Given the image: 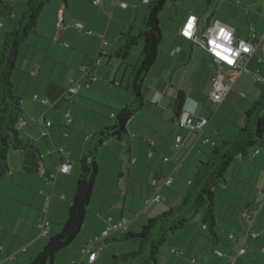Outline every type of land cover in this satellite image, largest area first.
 Here are the masks:
<instances>
[{
	"label": "crops",
	"instance_id": "0c3cea01",
	"mask_svg": "<svg viewBox=\"0 0 264 264\" xmlns=\"http://www.w3.org/2000/svg\"><path fill=\"white\" fill-rule=\"evenodd\" d=\"M94 1L51 0L40 14L36 34L20 48L11 77L13 94L22 100L23 120L27 123L22 135L39 143L46 176L41 178L25 172L23 153L11 151V172L0 185L1 264H30L41 253L47 243V238L41 237L43 218L47 217L51 223L50 235L61 232L62 225L69 219L70 204L82 174L81 162L90 153L93 142L90 139L116 125L114 110L134 103V97L123 87L130 81V65H137L140 57L131 51L124 66L117 54L127 36L138 34L149 4L142 0H121L129 4L123 9L116 6V0H99L97 6ZM170 1L171 9L167 11L172 15L177 34L171 36L164 48L167 56L159 53L151 73L160 69L159 74H167V80L170 74H183L178 75L176 84L172 78L169 83L162 79L151 81L152 88L142 91V108L129 122L127 137L121 141L110 139L95 152L99 174L85 225L62 254L65 261L59 264L80 262L82 250L100 236L109 223L117 224L126 219V233L136 234L150 218L180 205L198 164L207 159V147L243 127L245 111L260 98L264 89V84L253 76L258 71L264 77L261 48L247 64L252 75L236 77L204 50L198 48L199 57L195 58L196 46L179 35L192 14L198 18L200 31L211 22L220 21L232 27L237 38L247 39L254 33L255 42H264V0H224L229 4L224 8L219 7V2L213 5L212 0H169L168 3ZM0 5L1 49L5 36L17 28L26 0H0ZM9 11L11 16H5ZM60 20L65 25L62 31L57 26ZM79 22L84 25L83 31L75 27ZM103 39L108 43V54L101 57L96 68L97 80L89 88L82 80L83 87L77 96L61 100L71 81L81 80L79 68L92 66L99 59ZM178 47L181 53L171 57ZM141 48L142 45L139 51ZM189 69L193 70L190 78L182 80ZM219 76H223L222 85H231V90L224 91L226 99L217 106L211 98L217 92L215 83ZM179 92L187 96L186 107L196 110V120L209 121L201 134L178 127L175 105ZM68 113L72 115L69 126L65 118ZM178 136L183 137L179 150L175 147ZM59 148L66 149L72 168L68 175L59 174L52 182L61 164ZM92 158L88 157L89 162ZM165 158L170 161L166 163ZM179 164L181 170L176 172ZM120 175L126 176L123 196L119 193ZM169 178L172 179L170 187L158 190L153 186L154 181ZM157 193L163 201H152ZM214 193L218 199L215 207L217 243L214 244L200 220H196L169 238L160 252L159 264H230V257L238 255L247 237V252L238 258L237 264H264V150L254 156L253 162L237 158L224 188L215 189ZM47 197H52V201L46 216L43 209ZM259 201L261 206L258 207ZM255 209L253 223L244 221L242 213ZM231 235L234 240L230 239ZM119 236L115 234L108 240ZM97 245L102 251L93 264H110V256L134 249L130 243L114 241ZM217 251L223 256H218Z\"/></svg>",
	"mask_w": 264,
	"mask_h": 264
},
{
	"label": "trees",
	"instance_id": "16d2710c",
	"mask_svg": "<svg viewBox=\"0 0 264 264\" xmlns=\"http://www.w3.org/2000/svg\"><path fill=\"white\" fill-rule=\"evenodd\" d=\"M50 2L51 0H26L25 12L17 28L8 33L1 42L0 185L11 172L9 165L11 151L22 152L25 172L39 176L42 164L39 143L25 138L22 130L18 129V123L23 119L22 100L13 94L11 77L16 69L20 48L27 43L31 35L36 34L40 14ZM168 2L169 0H150L148 12L138 34L127 36L125 44L119 48L118 59L122 64L127 65L129 53L144 43L140 62L133 67L131 81L127 88L135 102L123 106L114 113L116 125L100 131L90 139L93 142L89 148L90 153L81 162L82 174L70 204L69 219L62 225L60 233L47 237L44 249L30 264H54L57 255L68 249L83 229L99 174L98 166L94 161L95 152L110 139L121 141L127 137L129 122L142 108V88L157 61L160 53L159 46L163 40L159 16ZM5 16H11L10 11L6 12ZM99 57L106 56L100 54ZM66 90L67 88L64 89L61 100L73 98L72 96L64 97ZM186 101L187 96L179 92L175 105L176 117L182 113ZM261 149L264 150V89L260 98L245 111L243 127H239L232 136L221 137L214 146H209L207 159L198 164L197 173L180 205L170 208L155 218H150L139 233H124L110 240L117 244L134 245L132 251L110 256V264H159L160 252L169 238L196 220H200L216 244L219 240L215 215L218 199L214 191L224 188L229 171L237 158L253 162L256 151ZM88 157H93L90 162ZM125 181L126 176L120 175L119 193L122 196L126 193ZM110 241L107 239L105 243Z\"/></svg>",
	"mask_w": 264,
	"mask_h": 264
},
{
	"label": "built area",
	"instance_id": "2783aa9c",
	"mask_svg": "<svg viewBox=\"0 0 264 264\" xmlns=\"http://www.w3.org/2000/svg\"><path fill=\"white\" fill-rule=\"evenodd\" d=\"M144 4H148L150 0H142ZM94 5L99 4V0H95L93 2ZM116 6H119L123 9H127L129 7V4L127 2H123L121 0H116ZM2 25L0 24V27ZM59 31H62L65 28V25L62 20L57 24ZM76 29L79 31L84 30V25L82 23H77L75 25ZM180 37L193 44L194 46L200 47L202 50H204L213 60L220 63L222 66L232 70L236 77L246 74L250 75V71L247 69V64L249 63V60L251 57L258 51V49H262L264 53V42L257 43L256 35L252 33L249 38L242 39L237 38L235 34V30L220 22L215 21L211 22L205 29L200 31L199 29V21L198 18L194 15H189L186 22L182 26V28L179 31ZM66 47H69L68 44H65ZM108 47V43L105 39H103L101 51L100 54L102 56H107L108 52L106 48ZM227 49V51H226ZM181 52V48L175 49L171 53V57H174L178 53ZM101 57L96 60L94 65L92 66H82L79 68V72L82 76L81 80L76 81L72 80L70 83V86L67 88L64 97H74L79 94V91L82 89L83 85L81 84V81H86L87 88L90 87V84L92 82H95L97 80L96 78V68L100 65ZM229 60L231 62H229ZM252 75V74H251ZM254 79L264 84V77L260 75V73L257 71L253 74ZM223 76H219L216 80V87L217 92L213 95L211 98V101L216 104L217 106H220L223 104V102L226 99L225 92H229L231 90V85L224 87L222 85ZM225 91V92H224ZM37 100V98H35ZM67 126H69L72 123V115L71 113H68L65 115ZM177 125L181 130L192 132L195 134H201L204 129L208 126L209 121L205 119L196 120V110L193 108H187L186 105L182 110V113L179 117H176ZM27 123L25 120H20L18 123V129L22 130L24 127H26ZM67 138L69 137L68 134L65 135ZM183 141L182 136H178L176 138V149H181V143ZM207 140H204V144H207ZM215 144H213L214 146ZM61 164L57 168V174L53 176V180L57 177L59 174H65L68 175L71 171L72 166L69 163V155L65 148H59L57 150ZM259 151H256L255 154H258ZM153 154H151L152 156ZM166 163L170 161L169 158L164 159ZM181 165H177L175 171L180 172ZM39 176L44 178L46 176L45 169L43 167V164L41 165ZM47 181L52 183L48 178H46ZM172 184V179H164L161 181H154L153 186L158 187L160 190L163 187H170ZM264 195V194H263ZM164 199L162 196L157 193L152 201L154 202H161ZM52 197H47L45 206L43 209V213L45 215H48L50 206H51ZM258 207L261 206L260 201L258 202ZM257 214V210L252 211H244L242 213V218L246 222H251L249 224H252L255 216ZM128 228V221L126 219H123L121 222L117 224L109 223L107 228L102 232L100 236H97L93 240H91L85 248L82 250L81 255L82 259L80 262H73L72 264H83L84 260L86 259V264H93L99 254L101 253L102 249L96 248V245L98 243H101L103 241H106L109 237L115 235V234H124L126 233ZM40 229H41V237L47 238L50 235V229H51V223L49 222L48 218L45 217L40 221ZM253 238L256 239L257 236L253 235ZM231 240H234V236H230ZM248 237L245 239V244L243 247L239 250L237 256L230 257V264H237L238 258L244 256L247 252L246 243H247ZM216 254L220 257L223 256V253L217 251ZM1 264V261H0Z\"/></svg>",
	"mask_w": 264,
	"mask_h": 264
},
{
	"label": "rangeland",
	"instance_id": "374dc122",
	"mask_svg": "<svg viewBox=\"0 0 264 264\" xmlns=\"http://www.w3.org/2000/svg\"><path fill=\"white\" fill-rule=\"evenodd\" d=\"M203 1V0H202ZM213 1V5H215V4H217V2H219V7H221V8H224V7H229V4L226 2V1H224V0H212ZM197 2H199V1H197ZM171 1H170V3H168V7L166 6V8H165V10L161 13V15L159 16V21H160V25H161V32H162V35H163V40H162V42H161V44H160V46H159V51L161 52V54L163 55H166L167 56V52H165L164 51V48H166L167 47V43L169 42V40L171 39V36H176V34H177V32H176V30H175V27L173 26L174 25V23H172L171 21V19H172V15L167 11V10H169V9H171L170 8V6H171ZM197 4H199V3H197ZM173 17L175 18L174 20H177V18H176V15L173 13ZM174 20H173V22H174ZM141 27V26H140ZM140 45H142V48H141V50L139 51V46ZM140 45H138L137 47H135L133 50H132V53L134 54V55H137V56H139V57H141V52H142V50H143V46H144V43H141ZM196 50H195V52L197 53V54H195L194 56H195V58H198L199 57V54H198V48L200 49V50H202L200 47H198V46H196ZM139 62H140V59H139ZM138 62V63H139ZM124 65V64H123ZM124 66H126V65H124ZM136 66V65H135ZM133 67H134V65H130V70H131V74H129L130 75V81H131V77H132V71H133ZM154 69H155V67H154ZM248 70L250 71V73L252 72V70H251V67H249L248 66ZM192 71L193 70H191V69H189V70H187V73L185 74V75H182V77H181V79L182 80H188L189 78H190V74L192 73ZM160 73V69H156V72H153L152 71V73L151 74H149L148 75V77H147V79H146V81H145V83H144V86H143V93H144V90H148V89H151L152 88V86H151V81H159V79H162L163 81H165L166 83H169V80L172 78L173 79V83L174 84H176V82H177V77H178V75H180V74H183V73H179V74H170V79L169 80H167V74H159ZM128 75V76H129ZM174 75V76H173ZM245 76H247V75H245ZM247 77H250V76H247ZM172 79H171V81H172ZM130 81H129V84H130ZM128 83V80H127V82H126V86L125 87H123L124 89H126L127 90V88H128V86H129V84H127ZM128 91V90H127ZM130 94L132 95V93L130 92ZM133 96V95H132ZM135 102V101H134ZM131 103V102H130ZM131 104H133V103H131ZM130 104V105H131ZM117 110H119V109H116V110H114V113L117 111ZM114 126V125H113ZM207 150H209V147H207ZM48 240V239H47ZM96 248H98V245L96 246ZM66 252V250H63V251H61L58 255H57V257H56V259H55V261H56V263H60V262H62V261H65L64 260V258H62V254H64Z\"/></svg>",
	"mask_w": 264,
	"mask_h": 264
},
{
	"label": "snow or ice",
	"instance_id": "6c2138e0",
	"mask_svg": "<svg viewBox=\"0 0 264 264\" xmlns=\"http://www.w3.org/2000/svg\"><path fill=\"white\" fill-rule=\"evenodd\" d=\"M226 51H227V49H226ZM229 62H231V61L229 60Z\"/></svg>",
	"mask_w": 264,
	"mask_h": 264
}]
</instances>
